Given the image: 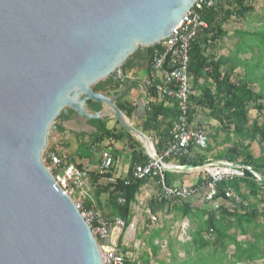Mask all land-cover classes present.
<instances>
[{"label":"water","instance_id":"obj_1","mask_svg":"<svg viewBox=\"0 0 264 264\" xmlns=\"http://www.w3.org/2000/svg\"><path fill=\"white\" fill-rule=\"evenodd\" d=\"M196 1L0 0V264H103L90 225L43 161L50 131L62 111L81 123L108 113L148 148L115 101L133 82L115 96L94 87L140 46L169 37ZM147 108L139 102L140 118Z\"/></svg>","mask_w":264,"mask_h":264},{"label":"trees","instance_id":"obj_2","mask_svg":"<svg viewBox=\"0 0 264 264\" xmlns=\"http://www.w3.org/2000/svg\"><path fill=\"white\" fill-rule=\"evenodd\" d=\"M253 9L254 5L251 0H220L217 9L207 10L204 13L209 22V28L199 31L192 43L189 56V75L192 88H199L201 91L198 95L192 92L190 96L192 120H195L200 109L206 110L209 116L218 123V126H215L211 133L214 141L217 140L220 129L226 131V139L231 140L232 135L238 139L232 141L229 147L210 159L204 153L195 154L190 160L176 157L167 158L165 159L166 162L169 163V161L174 160L182 166H201L210 160H228L247 165L264 176V154L255 156L251 151L250 144L246 143V140L257 139L260 143H264V121L261 122L258 117L251 120L252 110H257L264 116V29L257 32L238 31L240 35L246 36V39L244 40L245 43L238 44L237 51L233 56L215 58L211 54L206 55L209 43H216L226 35L227 31L224 30L223 26L228 20L233 17H246ZM252 46H257L258 51H253ZM246 48L253 52L249 58L243 59L237 56ZM142 50L143 48L140 46L122 64L124 73L127 74V71L133 68L129 67L128 63L132 62L134 56L138 54L142 57L141 62L143 61L150 71L156 52H161L162 47L161 44H155L145 48L144 53H141ZM239 68L243 69L241 74L236 72ZM125 82H117L113 75H110L104 81H99L94 90L115 96L126 84ZM158 82L156 80L153 85L147 88L151 100L147 104L146 116L141 121V129L147 136L153 137L155 135V148L157 153L161 155L178 119L179 109L175 100L168 97L158 98L156 90ZM255 84L260 86L258 90L254 88ZM115 101L126 116L131 119L137 105L124 106L119 102V98ZM89 106L95 111H99L103 107L101 103L93 101L89 102ZM61 117H66L63 111L57 119ZM91 122L97 128V132L93 137H87L86 140L83 139L80 142L75 154L76 158H91L96 151L102 149L100 144L105 139L120 141L126 133L134 138L118 120L116 122L123 131L107 128L106 119H93ZM49 141L50 138L48 139V149L51 150ZM212 150L213 146L208 143V147L204 151L207 153ZM59 155L63 156V153L61 152ZM76 158L68 155L66 164L74 163L83 170V165L77 163ZM46 165L49 164L46 162ZM134 165L133 163L131 166L132 170ZM132 170L126 177L118 178L105 185L101 184L99 180L105 174L108 175V172H87L92 183L96 185L95 197L100 204L98 207L103 210L99 196L107 190L105 215L109 218L121 217L125 220V226L119 237L120 248L123 247L122 239L134 217L133 203L137 201V196L141 193L142 187L150 179L155 178L157 181L159 179V176L134 179ZM170 176L169 170H166L165 180L167 184H171ZM243 186L249 189L248 194L243 193ZM227 187H232L247 203L244 204V202L232 210L228 205H220L215 208L209 205V202L199 206L180 199L159 202L155 196H152L150 199V211L152 213H156L157 209L164 207L168 209L171 205L169 209L174 211V219L188 217L195 225L193 231L190 232L191 240L178 244L180 249L185 252V256L179 258V248L169 240L170 258L168 260L160 258L158 264H264V209L259 207L258 202H248L249 197L258 199L260 193H264V184L260 183L249 169H246L244 177L219 183V192L216 198L223 197ZM121 199L124 201H120ZM165 228L167 226L158 228L149 235L148 243L152 253L146 252L145 256L142 257L145 263L149 264L150 260L157 256L162 246L154 244V240L162 236ZM122 251L125 254L127 252L126 250ZM258 261L262 262L257 263ZM127 264L139 263L128 257Z\"/></svg>","mask_w":264,"mask_h":264},{"label":"built area","instance_id":"obj_3","mask_svg":"<svg viewBox=\"0 0 264 264\" xmlns=\"http://www.w3.org/2000/svg\"><path fill=\"white\" fill-rule=\"evenodd\" d=\"M220 0H197L194 6L180 19L173 28L172 33L160 43L161 52H156L153 59L152 72L146 81V86H151L156 80L158 98L168 97L175 100L179 109V116L170 133L161 155L156 158L153 149H147L148 158L143 164H137L133 168L134 179L159 176L158 190L155 197L159 202L173 200L196 199L200 203L214 201L218 194V184L237 177H244L247 165L228 160H210L201 166L202 177L193 185H169L165 180L167 167L173 169L182 168V165H171L167 158H184L190 160L194 156V148L204 151L208 147V132L199 121L192 120L190 113V96L192 93L191 78L189 75V56L192 43L200 30L209 28V22L205 12L217 9ZM117 82H125L128 75L121 67L112 74ZM102 169H111L114 157L110 151L102 150ZM68 155H58L55 151L46 149L43 161L54 175L57 183L71 197L75 190L83 184L85 173L74 163L66 164ZM170 170V169H169ZM251 171V170H250ZM252 172V171H251ZM253 173V172H252ZM254 174V173H253ZM256 179L261 183L259 177ZM224 198L230 209L238 208L245 201L232 187L224 191ZM120 201H124L121 199ZM85 220L100 243L103 264H127L128 256L119 246V236L125 226V220L121 217L108 218L96 208H88L83 202L75 201ZM245 202L244 204H246ZM152 219H156L155 216ZM118 234H116V233Z\"/></svg>","mask_w":264,"mask_h":264},{"label":"crops","instance_id":"obj_4","mask_svg":"<svg viewBox=\"0 0 264 264\" xmlns=\"http://www.w3.org/2000/svg\"><path fill=\"white\" fill-rule=\"evenodd\" d=\"M225 25L226 23L223 26L224 30H226ZM229 35H230V32L227 31L226 35L222 39H220L218 42L209 43L210 45L206 50V55L211 54L215 58H219L221 56H226V57L233 56V54H235L237 51V48H236L237 44L233 42V44L231 43V45H229V42H230ZM141 48H143L141 53H144V49L147 47L141 46ZM248 53H249V48H246L245 51L240 53L239 57L244 59V56H246V58H248L247 57ZM141 59L142 57L140 56V54H138L134 56L132 62L128 63L129 67H133V68L127 71L128 79L126 80L125 85H128L132 82L133 83L129 85L128 87L124 88V90L116 97V99L119 98V102L123 104L124 106L137 105V109H138L139 102L147 105L148 102L151 100V97L148 94L146 81L152 72V68L149 71V69L145 66V63L143 61L141 62ZM191 85H192V82H191ZM192 92L198 95L200 94L201 91L199 88H192ZM90 109L93 112H97L91 107ZM136 110L133 114V117L130 119V122L134 125V127L137 126L139 127L137 129L142 131L141 121L142 119L145 118L147 109H145L142 112V118L139 117V114L136 113ZM98 119H101V120L106 119L107 128L109 129L114 128L117 131H123L120 129V125L116 122V118H114L108 113H104V115ZM195 119L196 121H199L201 123V119L199 115H197ZM81 120H86V121L81 123L77 119L76 112L73 110H70V112L66 114V117H61L56 120L55 122L56 127L52 129V133H51L52 135L49 141V144L52 147L51 149L52 151H55L58 155L62 152L63 155L67 154L69 156H74L76 158L75 154L78 150V146L80 142L83 139L86 140L87 137H93V135L97 132V128L91 122V120L93 119H86L81 116ZM148 137L151 140H154L155 142V139H156L155 135H153V137L152 136H148ZM137 139L139 140V138H137L136 136L132 138V136H130L127 133L124 134L123 138L120 141H110L108 139H105L100 144L102 149L100 151H96L93 154V156H91V158H83V159L76 158L77 163H81L83 165V168H84L83 171L86 174L85 178L83 179V184L75 190V192H77L78 197H79L77 201L83 202L88 208H96L100 210L102 214L105 217H107L104 213V210L107 211V208H106V200L108 196L107 190L104 191L99 196V200L102 202V207H103V210H102V208L101 209L99 208L100 207L99 201L95 197L96 185L92 183L91 177L87 172L88 171H95V172H100V173L108 172L109 173L108 175L105 174L104 177H102L99 180V182L104 185L107 184L108 182H113L118 178L126 177L129 174L130 170H132L131 166L133 165V163L135 165L143 164L148 158V153H147V149L145 145L143 143L142 145L140 143L141 141L139 140L140 141L139 142ZM208 141H209V138H208ZM103 149L110 151V153L114 157V163L111 169L106 170V171H103L102 169L101 154H102ZM195 154H204V152L202 150L200 151L199 149L194 148V155ZM124 155H125V158H123ZM169 163L171 165H179V163L174 160L169 161ZM122 172L123 173L127 172V173L126 175H123ZM169 172L171 174L170 176L171 184L169 185H175V186L181 185V184L193 185L199 182V180L202 177V173L200 169L198 168H189V169L176 168L174 169L173 167V169H170ZM158 188H159L158 181L155 178L150 179L142 187L141 193L139 195H141L143 192V193H149L155 196ZM137 199H138V196H137ZM187 201L191 203L192 205H196V206H199L202 204L193 198L188 199ZM219 202H220V205H226V206L228 205V202L226 200H219ZM134 213H135V208L133 206V214ZM171 216L173 217V214H171ZM133 220H134V217L132 219L131 225L133 224ZM181 220H182L181 226L184 227V225H188V229H189L190 224H193L188 217H184ZM131 225L129 227H131ZM188 237L190 238V233ZM123 245H126V242H124V239H122V246ZM151 253L152 251H150V254ZM159 259L160 257L152 258L150 260V264H158ZM260 262L262 261H258L257 263H260ZM138 263L142 264L141 259L138 261Z\"/></svg>","mask_w":264,"mask_h":264},{"label":"rangeland","instance_id":"obj_5","mask_svg":"<svg viewBox=\"0 0 264 264\" xmlns=\"http://www.w3.org/2000/svg\"><path fill=\"white\" fill-rule=\"evenodd\" d=\"M251 2L254 5V9L251 13L247 14L246 17H243V18L233 17L230 20H228V22H226V25H225L226 30L228 32H230L229 45H231V43L233 44V42H234L235 44H237L236 48H237L239 43H241V44L245 43L244 40L246 39V36L240 35V33H238V31H240V32L241 31H243V32L244 31L257 32L261 29H264V0H251ZM227 44H228V42H227ZM263 49H264V47H263ZM252 50L257 52L258 51L257 46H254V47L252 46ZM252 50L249 49V53L247 55L248 58L252 55V53H253ZM239 55L240 54H238V56ZM244 58H246V56H244ZM263 63H264V60H263ZM121 66H119V67H121ZM263 69H264V67H263ZM236 72L238 74H241L243 72V69L239 68L236 70ZM104 80H102V81H104ZM254 88L256 90H258L260 88V86L258 84H255ZM263 102H264V100H263ZM198 115L200 116L201 123L207 129V132L209 135V145L213 146L212 151L207 152V153L205 151H203L209 159L212 158L213 156L219 154L220 152L224 151L227 147L230 146L232 141L238 139L237 137H235L233 135L231 136V140L226 139V131L219 128L220 129L219 136H218L217 140L214 141L212 136H211V133H212L213 128L215 126H218L217 121H215L213 118H211L209 116L208 111L203 110V109L199 110ZM257 117L260 119L261 122L264 121L263 113L261 115L257 110H252L251 111V120H253ZM51 133H52V131H50L49 138H51V135H52ZM143 141H145V140H143ZM152 142L154 143V146H155L154 140H152ZM140 143L142 144V142H140ZM246 143L250 144L251 151L255 156H260V155L264 154V143H260L258 139L253 140V141L246 140ZM146 145H147V143H146ZM147 147H148V145H147ZM123 158H125V155ZM126 173L122 172L123 175H126ZM243 193L244 194L249 193V189L246 186H243ZM152 196H153L152 194L143 193V192L141 195H138L137 201L133 204V206L135 208L133 224L131 225V227L127 228V230L124 234L123 239H124V242H126V245H123L122 249L126 248L123 250L127 251L126 255L129 258H132V260H135L136 262H138L141 259L142 264H148L142 260V257L145 256L146 252L152 251V249L150 248L149 243H148L149 235L154 230H156L158 228H164V226H167V228H165L164 231L162 232V236L157 237L154 240V244H158L162 247L159 250L157 256L153 257V258L160 257V258H164L165 260H168L170 258V252L168 250V241L169 240L177 248H179L178 256H179V258H182L183 256H185V252L180 249L178 244L190 241L191 238H189L188 236H189V233L193 230L194 225L190 224L189 229H188V225H184V227L181 226L182 220L180 218L174 219L171 216V214L174 215V211L169 209V208H171V205H170V207H168V209L166 207H164L163 209H157L156 213H152L150 211V199L152 198ZM72 198L76 201L78 200L79 197H78L77 192H74V194L72 195ZM258 200H261V201H258ZM248 202L249 203L258 202L259 207L261 209H264V193L261 192L258 199H255L254 197H249ZM153 216H155L156 219H152ZM116 234H118V233H116ZM239 238H241L240 235H239ZM124 246H126V247H124ZM149 264H150V262H149Z\"/></svg>","mask_w":264,"mask_h":264},{"label":"bare ground","instance_id":"obj_6","mask_svg":"<svg viewBox=\"0 0 264 264\" xmlns=\"http://www.w3.org/2000/svg\"><path fill=\"white\" fill-rule=\"evenodd\" d=\"M142 139L145 140V142L147 143L149 149L152 150V141H150L148 139H145V138H142Z\"/></svg>","mask_w":264,"mask_h":264}]
</instances>
